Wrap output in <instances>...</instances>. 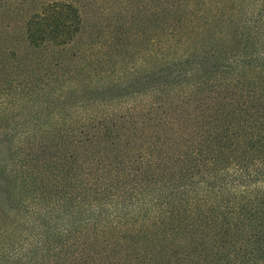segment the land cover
<instances>
[{
	"label": "trees",
	"instance_id": "16d2710c",
	"mask_svg": "<svg viewBox=\"0 0 264 264\" xmlns=\"http://www.w3.org/2000/svg\"><path fill=\"white\" fill-rule=\"evenodd\" d=\"M63 6L50 15L57 30L66 14L81 20L76 9ZM166 6L170 33L157 44L171 51L174 66L192 65L183 77L184 104L191 96L202 105L197 97L207 94L211 103L204 106L217 114L206 121L199 111L206 122L188 127L173 151L141 150L136 170L152 169L148 182L135 181L141 176L127 165L115 169L114 158L103 154L95 167L59 162L77 173L47 174L53 193L59 191L49 192L56 195L51 207L43 203V189L34 192L49 180L39 173L34 151L61 147L73 159L98 136L74 132L70 142L58 146L50 138L35 150L28 134L18 135L13 144L28 142L34 166L13 154L0 158V171L14 182L11 198L27 213L19 215L21 222L0 220V264H264V0H173ZM54 26L31 22L27 36L43 39ZM176 32L183 35L172 40ZM58 215L68 223L57 226ZM69 233L71 242L58 240ZM100 236L108 245H99Z\"/></svg>",
	"mask_w": 264,
	"mask_h": 264
},
{
	"label": "rangeland",
	"instance_id": "374dc122",
	"mask_svg": "<svg viewBox=\"0 0 264 264\" xmlns=\"http://www.w3.org/2000/svg\"><path fill=\"white\" fill-rule=\"evenodd\" d=\"M172 1L0 0V158L13 154L34 166V161L28 164L33 152L28 142L13 144L18 135L28 134L26 140H33L36 150L38 142L52 143L48 140L55 138L60 146L62 139L70 142L74 132H81L98 139L90 141L87 150L72 153L73 159H66L72 151L63 154L61 147H52L48 153L34 151L41 159L38 167L42 176L61 169L74 177L77 170L59 162L95 167L93 161L103 154L104 158H114L115 169L123 165L133 168L134 175L141 176L135 181L152 180V169L144 175L141 168L136 170L138 153L147 147L154 148L155 154L173 151L177 142L186 139L188 127L217 114L204 106L211 103L207 94L197 97L203 98L202 105L191 96L189 105L184 104L183 77L192 65L174 66L171 51L157 44L158 38L163 44L169 37L172 19L165 11ZM64 3L76 9L81 20L77 23L73 15L66 14L64 25L57 30L50 15L55 16ZM31 22L37 28L54 26L50 27L54 32L43 39L36 34L27 36ZM182 35L176 32L172 40ZM199 111L206 121L197 116ZM61 154L65 156L59 158ZM47 178L34 192L43 189V203L51 207L56 195L49 194L54 189ZM13 187V180L0 171V220L8 223L21 222L19 215H27L12 200ZM46 223L53 232L50 221ZM66 223L68 220L58 215L55 224L60 227ZM0 226H4L2 221ZM70 235L58 240L65 245L72 241ZM101 241L100 236L99 245H108Z\"/></svg>",
	"mask_w": 264,
	"mask_h": 264
}]
</instances>
